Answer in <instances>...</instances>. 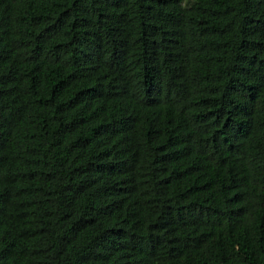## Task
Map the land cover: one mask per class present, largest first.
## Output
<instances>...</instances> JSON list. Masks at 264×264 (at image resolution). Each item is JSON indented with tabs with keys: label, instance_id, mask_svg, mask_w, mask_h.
<instances>
[{
	"label": "trees",
	"instance_id": "1",
	"mask_svg": "<svg viewBox=\"0 0 264 264\" xmlns=\"http://www.w3.org/2000/svg\"><path fill=\"white\" fill-rule=\"evenodd\" d=\"M0 264H264V0H0Z\"/></svg>",
	"mask_w": 264,
	"mask_h": 264
}]
</instances>
